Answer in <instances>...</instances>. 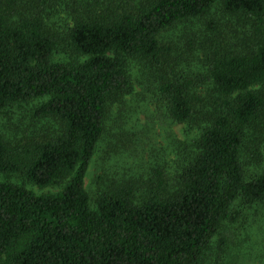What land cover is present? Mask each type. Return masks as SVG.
I'll list each match as a JSON object with an SVG mask.
<instances>
[{"label": "trees", "instance_id": "obj_1", "mask_svg": "<svg viewBox=\"0 0 264 264\" xmlns=\"http://www.w3.org/2000/svg\"><path fill=\"white\" fill-rule=\"evenodd\" d=\"M220 3L242 27L206 22L205 101L194 43L162 35ZM133 63L169 121L200 129L179 147L173 181L158 168L93 205L86 179L113 109L135 90ZM37 101L46 133H0V174L63 188L0 182V264H211L225 224L243 217L236 206H264V171H248L264 145V0H0V115Z\"/></svg>", "mask_w": 264, "mask_h": 264}, {"label": "rangeland", "instance_id": "obj_2", "mask_svg": "<svg viewBox=\"0 0 264 264\" xmlns=\"http://www.w3.org/2000/svg\"><path fill=\"white\" fill-rule=\"evenodd\" d=\"M222 7L220 3L210 16L182 23L162 35L163 44L176 45L188 51L190 44L194 43L196 51L189 59L192 63L189 70L199 79V93L205 101L211 100L208 96L210 86L202 84L205 83L203 75L207 73L204 52L201 49L206 40V22L209 20L221 22L226 28L231 29L228 30L229 33L242 27L238 24V19L227 15ZM57 60L72 61L65 54L59 55ZM130 69L135 90L132 95L126 97L127 105L122 114L117 106L113 109L107 132L100 142L86 179V188L93 205L104 189L125 180L143 182L158 168L164 169L173 181L178 171L179 147L182 143L193 140L200 129V125L195 121L191 128L169 121L160 105L153 101L152 94L146 87L148 79L145 67L133 63ZM44 102L15 106L2 113L0 133L8 140L14 141L44 135L48 129L47 123L34 116L36 109ZM257 150L263 155L249 157L251 159L248 167L249 177L258 176L264 171V145H260ZM0 182L25 184L37 194H57L63 188V186L47 189L33 187L20 175L0 174ZM236 210L242 212L243 217L237 223L229 221L225 224L224 230L213 244L212 251L215 252L211 264H264V206L257 205L242 210L238 204Z\"/></svg>", "mask_w": 264, "mask_h": 264}]
</instances>
